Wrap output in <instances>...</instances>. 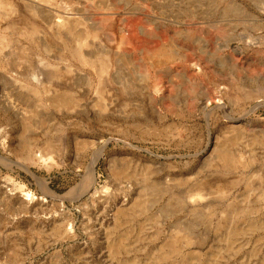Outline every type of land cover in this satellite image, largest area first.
I'll return each instance as SVG.
<instances>
[{
  "label": "rangeland",
  "instance_id": "obj_1",
  "mask_svg": "<svg viewBox=\"0 0 264 264\" xmlns=\"http://www.w3.org/2000/svg\"><path fill=\"white\" fill-rule=\"evenodd\" d=\"M0 264H264V0H0Z\"/></svg>",
  "mask_w": 264,
  "mask_h": 264
},
{
  "label": "bare ground",
  "instance_id": "obj_2",
  "mask_svg": "<svg viewBox=\"0 0 264 264\" xmlns=\"http://www.w3.org/2000/svg\"><path fill=\"white\" fill-rule=\"evenodd\" d=\"M82 38H83V37H82ZM101 70H102V71L105 70V65H104V64L101 66ZM96 161H97V157H94V158L92 159V162H91L90 166H89L88 173H89V176L91 177V179L94 177V165H95ZM28 196H29V195H28Z\"/></svg>",
  "mask_w": 264,
  "mask_h": 264
}]
</instances>
